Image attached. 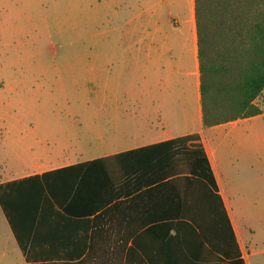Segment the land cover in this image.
Segmentation results:
<instances>
[{
  "label": "rangeland",
  "instance_id": "obj_1",
  "mask_svg": "<svg viewBox=\"0 0 264 264\" xmlns=\"http://www.w3.org/2000/svg\"><path fill=\"white\" fill-rule=\"evenodd\" d=\"M155 2L164 18L170 12L181 20L185 0H0V49L37 54L36 61L23 62L22 105L17 99L19 105H0V175L54 166L79 153L100 154L107 145L128 146L161 131L131 105L117 116L113 106L124 105L117 82L128 79L107 67L101 46L114 7L126 10L132 4L137 13ZM128 17L121 14V20ZM255 103L264 110V91ZM210 140L246 240L245 257L249 264H264V116L219 128Z\"/></svg>",
  "mask_w": 264,
  "mask_h": 264
},
{
  "label": "trees",
  "instance_id": "obj_2",
  "mask_svg": "<svg viewBox=\"0 0 264 264\" xmlns=\"http://www.w3.org/2000/svg\"><path fill=\"white\" fill-rule=\"evenodd\" d=\"M194 3L204 126L261 114L255 100L264 90V0ZM92 165L102 171L92 170ZM115 168L120 170L118 180L126 175L133 182L135 195L129 201H115L121 193L112 189L117 179L109 169ZM53 173H63V183L52 181ZM42 197L59 205L87 199L88 212L101 211L93 225L108 224L110 230L117 225L112 216H130L127 203L138 202L139 211L146 213L142 203L149 200L156 213L152 222H163L174 232L155 239L170 248L172 264H246L198 133L0 184V206L29 264V229L24 225L37 214ZM102 218L107 220L101 223ZM149 222L139 223L136 230ZM124 235L119 239L122 247L129 241ZM143 235L131 246L146 241ZM116 238H110V244H116Z\"/></svg>",
  "mask_w": 264,
  "mask_h": 264
},
{
  "label": "crops",
  "instance_id": "obj_3",
  "mask_svg": "<svg viewBox=\"0 0 264 264\" xmlns=\"http://www.w3.org/2000/svg\"><path fill=\"white\" fill-rule=\"evenodd\" d=\"M185 1L181 20L170 12L164 18L156 2L143 9L138 7L141 10L137 13H133L135 6L132 4L126 10L114 7L111 10L112 20L102 30V55L107 67L113 66L120 79H128L125 84L117 82V89L124 93V105L118 102L113 106L117 116L123 115V107L131 105L136 110L141 109L151 124H160L161 131L148 132L142 139L137 137L128 146L107 145V150L100 154L79 153L66 157L54 166L38 165L25 170L5 171L0 175V184L198 133L239 241L242 256L246 264H249L244 254L246 240L221 179L219 158L210 134L224 126L264 116V110L261 108L262 113L257 116L212 127L204 126L195 3L194 0ZM122 13H129L130 17L121 20ZM30 25H33L32 21ZM0 59L5 60V64L0 65V93L3 95L6 90L10 91L8 95L0 96V105H22L27 72L23 62L36 61L37 54L31 53L28 56L22 50L15 49L11 53L8 49H0ZM140 84L145 97L138 93L139 88H142ZM15 99L20 101L19 104L15 103ZM89 168L102 171L96 165ZM109 170L117 179L114 184L116 187L112 189L116 192L118 188L121 190L115 201H129L135 195L131 192L133 182L126 175L118 180V168ZM63 176V173H53L52 181L63 183ZM38 204L41 205L37 208V214L28 217V222L24 225V229H29L27 249L29 261L33 264H172L170 248L161 246L155 239L167 238L174 232L169 231L163 222H152L155 221L156 213L152 210L154 203L149 200L142 203L148 209L146 213L139 211L140 204L136 202L127 203L128 207L131 206L130 216L119 213L112 216L110 219L117 223L116 230H110L108 224L102 223L107 218L99 219L101 226L93 225L91 221L101 211L88 212L91 203L87 199H68L59 205L53 198L42 197L38 199ZM0 213V264H29L1 206ZM143 221L151 222L145 224L143 229L136 230ZM93 232H97L95 245H92ZM22 233L25 235V232ZM142 233L145 234L143 238L146 241L132 247L133 240L138 239ZM115 235L117 243L110 244V238ZM123 235L129 237L126 247L120 245L119 239ZM128 253L131 255L128 256Z\"/></svg>",
  "mask_w": 264,
  "mask_h": 264
}]
</instances>
